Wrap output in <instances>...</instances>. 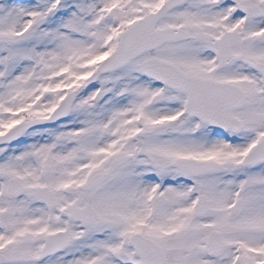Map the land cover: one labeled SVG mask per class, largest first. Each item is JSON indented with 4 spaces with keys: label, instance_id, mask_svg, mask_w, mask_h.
<instances>
[{
    "label": "snow or ice",
    "instance_id": "1",
    "mask_svg": "<svg viewBox=\"0 0 264 264\" xmlns=\"http://www.w3.org/2000/svg\"><path fill=\"white\" fill-rule=\"evenodd\" d=\"M0 264H264V0H0Z\"/></svg>",
    "mask_w": 264,
    "mask_h": 264
}]
</instances>
